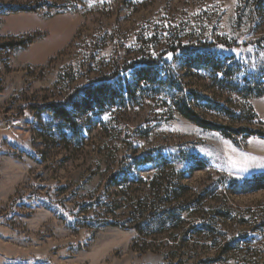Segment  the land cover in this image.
Wrapping results in <instances>:
<instances>
[{"label": "rangeland", "instance_id": "obj_1", "mask_svg": "<svg viewBox=\"0 0 264 264\" xmlns=\"http://www.w3.org/2000/svg\"><path fill=\"white\" fill-rule=\"evenodd\" d=\"M260 42L264 0H0V264H264V189L233 186L264 173ZM204 43L261 94L186 65ZM159 55L174 88L135 81L73 130L35 108Z\"/></svg>", "mask_w": 264, "mask_h": 264}, {"label": "trees", "instance_id": "obj_2", "mask_svg": "<svg viewBox=\"0 0 264 264\" xmlns=\"http://www.w3.org/2000/svg\"><path fill=\"white\" fill-rule=\"evenodd\" d=\"M263 43L260 42L261 46ZM218 46L214 43H204L196 46H181L177 50H182L184 54V61L186 65L198 69L209 70L213 74L223 77L216 80L221 86H230L232 90H240L239 93L243 95H260L257 93L256 87L251 82L250 77L245 76L246 85H239L233 81V77L238 73L235 65H227L223 61L222 54L216 53L214 47ZM216 49V48H215ZM218 49V48H217ZM163 56L159 55L157 58H149L134 63L127 64L121 67L120 72H126L133 76L134 80L130 81L125 77L124 79H115V73L107 75L103 78L93 81L92 83L75 89L71 95L64 101H56L48 104L36 106L37 110L41 112L50 113L55 119L64 123L67 128L73 130L72 115L77 112H84L94 110L96 108H104L107 104H113L114 101L125 99L126 93L133 94V83L135 81L145 82L153 86H162L174 88V82L169 79L163 72ZM180 87V85H179ZM178 88V87H175ZM179 111L188 120L195 124L211 129L217 130L225 137L232 138L228 127L217 125L206 120H202L197 113L187 106L185 101H179ZM220 105H218L219 107ZM224 109V107H221ZM237 134L246 133V136L257 134L255 131L241 128L235 131ZM235 192L237 193H253L264 189V173L252 176L241 182L234 181Z\"/></svg>", "mask_w": 264, "mask_h": 264}]
</instances>
